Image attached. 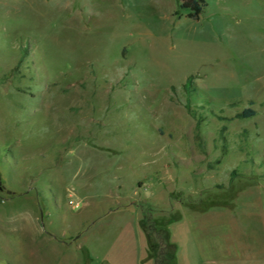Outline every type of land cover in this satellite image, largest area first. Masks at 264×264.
Instances as JSON below:
<instances>
[{"label": "rangeland", "instance_id": "rangeland-1", "mask_svg": "<svg viewBox=\"0 0 264 264\" xmlns=\"http://www.w3.org/2000/svg\"><path fill=\"white\" fill-rule=\"evenodd\" d=\"M188 12L0 0V264H264V0Z\"/></svg>", "mask_w": 264, "mask_h": 264}, {"label": "trees", "instance_id": "trees-1", "mask_svg": "<svg viewBox=\"0 0 264 264\" xmlns=\"http://www.w3.org/2000/svg\"><path fill=\"white\" fill-rule=\"evenodd\" d=\"M182 7L187 8L189 12L187 17L197 20L206 5V0H179ZM190 77L188 78V81ZM256 110L252 107H245L242 110L238 111L234 116L237 118H247L254 116Z\"/></svg>", "mask_w": 264, "mask_h": 264}, {"label": "built area", "instance_id": "built-area-1", "mask_svg": "<svg viewBox=\"0 0 264 264\" xmlns=\"http://www.w3.org/2000/svg\"><path fill=\"white\" fill-rule=\"evenodd\" d=\"M76 205H77V203H76Z\"/></svg>", "mask_w": 264, "mask_h": 264}]
</instances>
